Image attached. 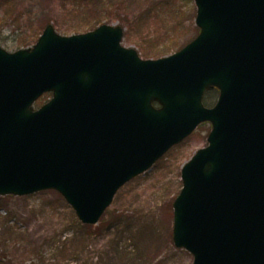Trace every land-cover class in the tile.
Wrapping results in <instances>:
<instances>
[{
  "label": "water",
  "instance_id": "obj_1",
  "mask_svg": "<svg viewBox=\"0 0 264 264\" xmlns=\"http://www.w3.org/2000/svg\"><path fill=\"white\" fill-rule=\"evenodd\" d=\"M194 1L199 35L158 60L109 25L70 37L48 25L32 49L0 46V196L55 190L95 225L126 183L210 122L182 169L174 244L193 264H264V0Z\"/></svg>",
  "mask_w": 264,
  "mask_h": 264
},
{
  "label": "rangeland",
  "instance_id": "obj_2",
  "mask_svg": "<svg viewBox=\"0 0 264 264\" xmlns=\"http://www.w3.org/2000/svg\"><path fill=\"white\" fill-rule=\"evenodd\" d=\"M196 16L194 0H0V46L10 53L33 48L47 25L64 37L109 25L123 29V47L158 60L198 36ZM210 132L202 124L126 183L95 225L82 223L55 190L0 196V264H193L174 244L173 204L183 167L207 147Z\"/></svg>",
  "mask_w": 264,
  "mask_h": 264
},
{
  "label": "trees",
  "instance_id": "obj_3",
  "mask_svg": "<svg viewBox=\"0 0 264 264\" xmlns=\"http://www.w3.org/2000/svg\"><path fill=\"white\" fill-rule=\"evenodd\" d=\"M215 94H216V91L209 92L205 98V102L210 103V101L213 100ZM37 104L39 105L38 107L42 106L44 104L43 98L39 100Z\"/></svg>",
  "mask_w": 264,
  "mask_h": 264
}]
</instances>
